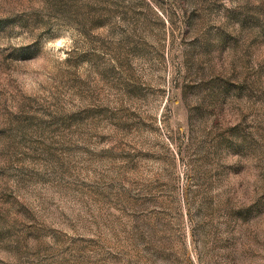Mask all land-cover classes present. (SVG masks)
<instances>
[{"label": "rangeland", "instance_id": "rangeland-1", "mask_svg": "<svg viewBox=\"0 0 264 264\" xmlns=\"http://www.w3.org/2000/svg\"><path fill=\"white\" fill-rule=\"evenodd\" d=\"M0 264H264V0H0Z\"/></svg>", "mask_w": 264, "mask_h": 264}]
</instances>
